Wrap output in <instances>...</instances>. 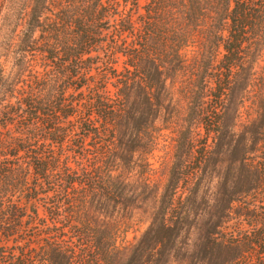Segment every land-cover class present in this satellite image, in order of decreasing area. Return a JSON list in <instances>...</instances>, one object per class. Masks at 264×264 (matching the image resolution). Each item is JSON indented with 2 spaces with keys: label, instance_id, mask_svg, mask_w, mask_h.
<instances>
[{
  "label": "trees",
  "instance_id": "16d2710c",
  "mask_svg": "<svg viewBox=\"0 0 264 264\" xmlns=\"http://www.w3.org/2000/svg\"><path fill=\"white\" fill-rule=\"evenodd\" d=\"M182 232L185 264H264V0H0V264H166Z\"/></svg>",
  "mask_w": 264,
  "mask_h": 264
},
{
  "label": "rangeland",
  "instance_id": "374dc122",
  "mask_svg": "<svg viewBox=\"0 0 264 264\" xmlns=\"http://www.w3.org/2000/svg\"><path fill=\"white\" fill-rule=\"evenodd\" d=\"M161 135L156 143V148L153 150V152L148 157V163L150 165L149 169H152V173L154 174V179H156L157 182H161L163 179V173L169 164L170 156H171V150H170V139L169 136L165 134ZM187 190L183 187H178L175 190V199L182 200L183 197L186 195ZM211 192V189L208 187H203L201 190V195L208 196ZM147 212H143V209L137 211L134 213V216L132 217V220L127 225L128 228L126 232H121L119 236L117 237V242L120 246H122V249L126 255V257H129V255L133 252L135 243L139 239L141 233L146 228L148 224L147 220ZM231 225L235 224V220L230 222ZM192 234H189L188 232H182L180 235L178 242H177V249L171 252V257H169V260L166 264H185L186 263V256L187 253L191 249L192 245Z\"/></svg>",
  "mask_w": 264,
  "mask_h": 264
}]
</instances>
